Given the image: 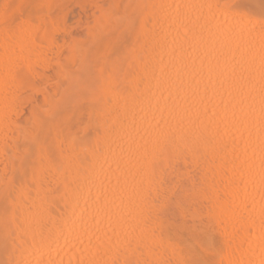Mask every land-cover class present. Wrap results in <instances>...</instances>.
Segmentation results:
<instances>
[{"label": "bare ground", "instance_id": "1", "mask_svg": "<svg viewBox=\"0 0 264 264\" xmlns=\"http://www.w3.org/2000/svg\"><path fill=\"white\" fill-rule=\"evenodd\" d=\"M23 1L0 8V264H264V11L77 0L84 35L38 102L57 22L14 18ZM176 191L205 213L190 244L162 218Z\"/></svg>", "mask_w": 264, "mask_h": 264}, {"label": "rangeland", "instance_id": "2", "mask_svg": "<svg viewBox=\"0 0 264 264\" xmlns=\"http://www.w3.org/2000/svg\"><path fill=\"white\" fill-rule=\"evenodd\" d=\"M4 1L5 0H0L1 2L0 8L1 6L4 8L3 6L5 5ZM48 4L50 5L49 7ZM11 7L12 5L10 4L9 9H11ZM44 7H48V9ZM238 7L242 12L249 11V13L252 12L257 13L259 12V10L264 11V0H239ZM21 10H22L21 13L17 12L14 14L15 16L14 18H17L16 14L17 16L19 14L22 16L23 13L31 15V11L35 10L36 13H34V11H33L34 14L32 13L33 17L35 18L38 17V19H42L44 22L46 21L48 22L50 20L52 23L53 21L57 22L55 23V29L53 28L52 33L50 34L52 35L51 39H53L52 42L53 44L51 45L48 54L42 60L38 61V63L35 65V68L33 70V74H29V78L32 83V86L29 81L31 87L28 86L27 89H33L30 90V92L32 93V97L36 101L41 102L44 98L42 92H46L49 95H52V92L54 94V92L56 91L58 93V89L56 87L59 86V83L61 84L60 81L62 80L59 81L58 79L60 78H58L59 76L57 75H59L60 71L64 70L63 66L68 63L66 57L69 55V46H68L69 40L74 36L84 35V30L86 27L85 22L90 17L89 7L82 5L80 2H77V0H42V2L41 0H24L23 7ZM1 12L2 10L0 9V14ZM18 19L15 20L18 21ZM69 70L72 71L73 68H69ZM63 81L62 84H64ZM41 89H45V90H41ZM29 108H30V103L25 102V104H23L21 108L22 109L21 115L22 116L27 115ZM179 182L184 184V181L183 182L179 181ZM180 194H181L180 191L178 192L176 191L172 195V198L169 197V201H167L166 207H163L164 209L161 211L162 212L161 214H162V218L165 219L166 224L167 225L169 224V228L171 227L172 229H175L174 233L175 232L180 233V234L178 233L177 237H179L180 240H183L186 244L187 243L190 244L191 234L196 235L197 233L199 234V232L201 233V231L204 232L205 229H207V223H206L205 213L203 214V210L201 211L200 209L198 210L199 215L197 213V215L200 217L196 216V219L194 220L191 219L192 217V211L190 210L191 208L188 207L182 199H179ZM179 200H181L183 204L181 203V201L179 202ZM187 207L190 209H188ZM180 211H182V214L185 215V216L182 215L183 217H186L185 219L182 216H180L179 214L181 213ZM200 211L202 215H200L201 214ZM193 218H195L194 215ZM4 234L6 235V237H4ZM3 239L5 240L4 244H6V246L5 248L2 249V251L0 249V253H1L0 256H2L1 259L7 263H12L13 262L12 253H13L14 243L16 242L15 236L13 232L6 231L3 233ZM208 247L209 249H211V247L212 249L214 247L217 249L216 245L211 246L210 243H207V248ZM200 257L202 259H200ZM200 257H199L200 261H198V264H207L206 261L207 257L202 255Z\"/></svg>", "mask_w": 264, "mask_h": 264}]
</instances>
